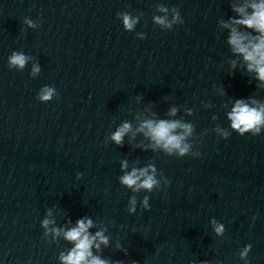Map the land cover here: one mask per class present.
I'll return each mask as SVG.
<instances>
[{
    "label": "water",
    "instance_id": "water-1",
    "mask_svg": "<svg viewBox=\"0 0 264 264\" xmlns=\"http://www.w3.org/2000/svg\"><path fill=\"white\" fill-rule=\"evenodd\" d=\"M262 2L40 0L97 120L129 173L153 176L140 189L195 264H264V124L241 133L229 119L237 100L264 107V81L228 42L233 30L258 42L259 30L235 21ZM161 120L181 125L171 135L187 152L142 127Z\"/></svg>",
    "mask_w": 264,
    "mask_h": 264
},
{
    "label": "clouds",
    "instance_id": "clouds-1",
    "mask_svg": "<svg viewBox=\"0 0 264 264\" xmlns=\"http://www.w3.org/2000/svg\"><path fill=\"white\" fill-rule=\"evenodd\" d=\"M251 7L253 8V14L250 17H246L245 19L237 20L235 23L259 30L261 35L257 38L258 42L253 44L251 41H249L247 44H245L244 41L246 37L238 34L235 30H233L228 42L233 46V50L235 52L242 54L245 61L249 62V70L254 69L258 78L264 81V2L260 4H253ZM237 11L243 13V9H237ZM156 22L160 24L165 23L164 20L160 18H156ZM123 23L126 29L131 30L136 21L130 18L128 15H124ZM26 60L27 57H25L23 54L13 53L10 58V63L23 68ZM37 70L38 69L36 68L33 69L34 72ZM52 94V89L45 88L43 89V95L40 97V99L48 100L51 98ZM174 111L175 110H173L172 114H174ZM229 119L232 122L231 126L233 129L238 130L241 133L251 130L255 134L260 130L259 125L264 124V107H261L260 109L250 108L242 101L237 100L235 107L229 114ZM129 127L130 126L128 124H124L114 133L112 139L117 144H120L124 133L128 131ZM142 127L149 129L150 135L157 143L163 141L164 147L169 151H171L173 148L179 149L181 155L187 152V145L181 147V141L183 140V137L171 135V132L174 129L181 127L178 122L170 123L161 120L154 125L152 121H146ZM182 127L185 129V132L190 131L189 125H182ZM124 166H126V164H122V167ZM146 172V169H141L139 171L133 169L132 172L121 178V183L129 187L135 185L136 189L134 190H138L141 187L150 190L156 181L152 175H146ZM141 177H144V179L142 183L138 184L137 181H139ZM47 223L48 221H45V224ZM89 227H91L90 220H79L77 221L76 228H73L65 233V238L70 241H75L76 247L68 254V256H62L64 264H106V261L100 260L98 258L87 260V257L91 256L89 249L93 244V240L99 238L102 243H106V238H104L101 233H97L95 237H90L86 231ZM222 230V226H218L216 229L218 233ZM245 254L246 250L244 253H241L242 256Z\"/></svg>",
    "mask_w": 264,
    "mask_h": 264
}]
</instances>
